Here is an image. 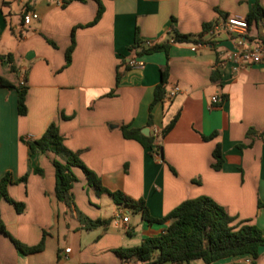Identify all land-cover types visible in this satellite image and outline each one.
<instances>
[{
  "label": "crops",
  "instance_id": "0c3cea01",
  "mask_svg": "<svg viewBox=\"0 0 264 264\" xmlns=\"http://www.w3.org/2000/svg\"><path fill=\"white\" fill-rule=\"evenodd\" d=\"M97 2L104 8L101 18L86 27ZM254 4L264 10V0H0V56L12 54L16 67L12 72L0 61V76L13 85L24 79L27 86L24 117L17 114L16 92L0 87V178L11 174L7 196L23 204L17 211L1 199L0 227L25 246L43 238L41 251L24 254L0 230V264H139L121 261L114 251L139 246L167 225L148 224L139 214L134 224L131 208L85 189L80 171L70 207L57 202L53 147L32 154L20 140L40 138L50 123L105 189L142 199L152 218L204 196L224 207L234 224H252L264 236V138L247 137L250 129L264 131V61L236 71L229 62L220 64L239 48V40L245 47L264 48L263 21L250 22L241 34L227 30L212 37L203 30L228 17L244 19ZM29 13L37 19L24 24ZM78 26L66 65L71 31ZM175 33L200 40L173 43ZM134 39L144 48L168 43V56H136L130 50ZM131 59L143 66L129 67ZM165 67L167 97L153 107L147 126ZM213 95L217 103L210 101ZM123 126L147 129L156 152L124 139ZM217 144L223 158L219 171L211 168ZM97 220L107 224L89 228V221ZM216 264H250V259ZM256 264H264V251Z\"/></svg>",
  "mask_w": 264,
  "mask_h": 264
},
{
  "label": "trees",
  "instance_id": "16d2710c",
  "mask_svg": "<svg viewBox=\"0 0 264 264\" xmlns=\"http://www.w3.org/2000/svg\"><path fill=\"white\" fill-rule=\"evenodd\" d=\"M70 0H68L69 2ZM82 1V0H79ZM98 8L94 19L86 25V27L96 24L103 13V5L97 2ZM223 15V18H226ZM249 24L252 21H264V10L254 4L244 17ZM215 23L203 25V30L207 31L214 26ZM71 31V43L66 50V65L70 62V55L74 48V31ZM200 39H193L189 36H183L175 33L173 43H198ZM170 45L168 43L153 44L147 48L140 45L137 39H134L130 50L140 56L153 52H164L168 56ZM139 49L138 51H136ZM0 61H4L12 72L16 71L14 58L12 54L0 56ZM168 79L167 68L161 70L160 82L155 86L153 98L148 108L147 126L151 125L153 107L163 102L167 97L166 84ZM0 87L7 90H13L17 94V114L24 117L27 113L26 94L27 86L13 85L0 76ZM111 95V93H109ZM175 122L171 120L161 131V135L167 134L173 127ZM122 136L126 140L137 142L142 149L156 152L154 138L144 136L139 129H128L120 127ZM264 138V131L256 133L252 129L247 132V137ZM213 136L204 137L210 140ZM25 143L29 151L33 153H46L53 147L54 158L52 165L54 169V196L57 202L63 204L67 208L71 204L70 191L77 182L72 168L78 169L84 176L88 187L92 188L96 194H108L116 204H123L132 209L134 214H139L141 220L148 224H167L165 229L156 236H150L142 240L141 244L131 248H119L114 251L121 261L134 260L139 264H190L194 261H201L203 264H216L228 259L249 258L250 264H256V261L264 251V236L261 231L254 225L240 222L234 224V218L229 216L226 209L208 197L200 196L194 199L186 200L172 209L168 214L160 219L152 218L142 199L133 200L125 196L120 191L110 192L105 189L99 178L89 170L80 159V152H72L68 150L64 144V137L59 133L55 123H50L40 138L29 140L20 138ZM242 148V146H239ZM213 163L211 168L219 171L223 164L220 145H216L212 151ZM41 173L40 169L35 170ZM25 177H21L19 182H24ZM12 183L10 173H5L0 178V200L4 199L13 204L17 211L23 208V204L14 203L7 196V186ZM262 206L261 203L258 205ZM106 221H89V228L106 225ZM1 230V227H0ZM7 237L3 230H1ZM10 238V237H9ZM14 247L24 254L39 252L43 249V238L36 246H25L18 241L10 238Z\"/></svg>",
  "mask_w": 264,
  "mask_h": 264
},
{
  "label": "built area",
  "instance_id": "2783aa9c",
  "mask_svg": "<svg viewBox=\"0 0 264 264\" xmlns=\"http://www.w3.org/2000/svg\"><path fill=\"white\" fill-rule=\"evenodd\" d=\"M37 19V15L35 13H29L23 20L24 24H28L31 20ZM261 27L264 28V21L261 23ZM248 28V23L244 19L236 18V17H228L222 23L215 24L212 28L208 30L210 36L214 37L217 36L220 32H225L227 30L231 32H235L237 34H241L246 32ZM239 48L235 51H231L224 55V60L220 63L221 66L229 62L231 63V69L233 71L244 69L247 66L258 64L264 61V48L263 47H245L242 41H238ZM147 46H151L150 43H147ZM129 67L132 68H141L143 63L136 60L131 59L127 62ZM24 79H21L19 85H24ZM172 93L171 95H174ZM217 95H213L210 98L212 103L218 102ZM128 216L121 217L122 223H128Z\"/></svg>",
  "mask_w": 264,
  "mask_h": 264
},
{
  "label": "rangeland",
  "instance_id": "374dc122",
  "mask_svg": "<svg viewBox=\"0 0 264 264\" xmlns=\"http://www.w3.org/2000/svg\"><path fill=\"white\" fill-rule=\"evenodd\" d=\"M75 175V177L77 178L78 180V176H81L82 174L80 172H78L79 170H77L76 168H72L71 169ZM82 177V176H81ZM85 186V189L88 187L86 184H84ZM131 217H133V223L134 224H138L140 221H139V217H137L138 215L137 214H134V213H129Z\"/></svg>",
  "mask_w": 264,
  "mask_h": 264
},
{
  "label": "water",
  "instance_id": "95a60500",
  "mask_svg": "<svg viewBox=\"0 0 264 264\" xmlns=\"http://www.w3.org/2000/svg\"><path fill=\"white\" fill-rule=\"evenodd\" d=\"M141 133H142L144 136H147V129L142 130Z\"/></svg>",
  "mask_w": 264,
  "mask_h": 264
}]
</instances>
